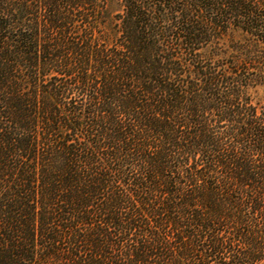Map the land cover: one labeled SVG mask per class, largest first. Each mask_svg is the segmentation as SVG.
I'll return each instance as SVG.
<instances>
[{
	"label": "trees",
	"instance_id": "trees-1",
	"mask_svg": "<svg viewBox=\"0 0 264 264\" xmlns=\"http://www.w3.org/2000/svg\"><path fill=\"white\" fill-rule=\"evenodd\" d=\"M0 264H264V0H0Z\"/></svg>",
	"mask_w": 264,
	"mask_h": 264
}]
</instances>
